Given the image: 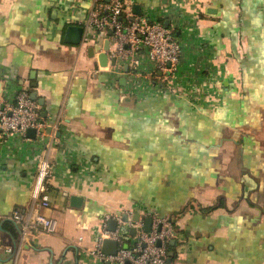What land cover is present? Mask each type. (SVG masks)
Wrapping results in <instances>:
<instances>
[{"label":"crops","instance_id":"obj_1","mask_svg":"<svg viewBox=\"0 0 264 264\" xmlns=\"http://www.w3.org/2000/svg\"><path fill=\"white\" fill-rule=\"evenodd\" d=\"M130 1L134 16L157 18L176 38L177 23L197 30L218 105L125 96L128 66L117 72L112 60L103 71L110 43L65 41L93 0H0V77L27 84L42 117L69 135L64 152L51 150V207L42 210L56 231L29 228L25 240L13 216L26 225L40 210L35 163L0 144V264H109L95 254H108L103 240L130 247L148 217L153 229L157 217L171 220L172 264H264V0ZM173 5L179 11L159 18Z\"/></svg>","mask_w":264,"mask_h":264},{"label":"built area","instance_id":"obj_2","mask_svg":"<svg viewBox=\"0 0 264 264\" xmlns=\"http://www.w3.org/2000/svg\"><path fill=\"white\" fill-rule=\"evenodd\" d=\"M130 6V0H93L88 17L81 22L84 30L80 43L82 48H93L101 41L110 43L108 51L104 50L109 55V65L103 71L111 72L117 63V72L128 66L126 85L120 87L121 92L125 96L145 100L182 96L190 87L206 83L204 76L210 71L208 65L211 61L203 42L198 39L197 30L187 23H177L172 27L178 28L182 37L176 38L174 29L157 18L134 16ZM173 6L161 8L159 18L172 17L179 11V7ZM112 60H115V65ZM0 81L3 84L0 144L11 157H22L27 153L23 156L33 158L35 163L32 197L40 210L34 212L31 222L26 225L23 224L22 213L16 211L13 216L21 224L25 240L29 228H41L47 233L56 231V221L42 210L51 207V181L55 174L51 150L64 152L69 135L61 132V122L50 124L42 117L40 106L31 98L27 84L15 87L16 78L10 73H4ZM29 129L35 130L34 137L27 135ZM156 222L159 227L152 228L150 232L144 230L143 223H137L134 226L137 229L134 243L121 248L115 255L104 254L101 250L95 254L100 261L109 264H167L166 243L173 234V225L168 218L157 217ZM111 237L117 238L118 235Z\"/></svg>","mask_w":264,"mask_h":264},{"label":"water","instance_id":"obj_3","mask_svg":"<svg viewBox=\"0 0 264 264\" xmlns=\"http://www.w3.org/2000/svg\"><path fill=\"white\" fill-rule=\"evenodd\" d=\"M83 27L80 25H71L67 28L66 30V35H65V41L71 44H75L78 45L81 43L82 38H83ZM109 45V41H106V48ZM92 49V48H90ZM102 57H106V55H103ZM115 62V60H113ZM170 65V64H169ZM126 78H122L121 80V84H125ZM2 92V83L0 81V94ZM32 98L36 99L37 96L35 93L32 94ZM130 100H133L131 97L129 98ZM27 135L30 137H34L35 136V130L34 129H29L27 132ZM81 201V198L75 196L73 198V203L75 205H79ZM139 219V214H136L135 220ZM124 220L127 221V217L124 216ZM152 222L153 219L152 217H148L146 219V224H145V230L147 232H150L152 229ZM118 227V222L116 220H110L109 221V228L112 231H115ZM137 232V229L135 227L132 228V234L135 235V233ZM21 236H22V232H21ZM27 238V236L25 237V239ZM121 248H127L126 246H120V243L117 240H112L110 238H105L103 240V245H102V250L105 253L111 254V255H115ZM172 254L169 255L168 259H167V264H172V258H171ZM127 264H130L129 262H127Z\"/></svg>","mask_w":264,"mask_h":264},{"label":"rangeland","instance_id":"obj_4","mask_svg":"<svg viewBox=\"0 0 264 264\" xmlns=\"http://www.w3.org/2000/svg\"><path fill=\"white\" fill-rule=\"evenodd\" d=\"M224 79V78H223ZM206 80V79H205ZM218 81V79H213V80H211V82H209V80H206V83H202L201 84V86H204V87H206V89L204 88L203 89V94L202 93H200V92H197L194 96H192V98H196V99H198V100H200V102H202V103H204L203 101H201V99L199 98V97H206L207 95H209V93H211V95L213 96L212 98L213 99H216V100H212L213 102L212 103H208V105H215V106H217L218 105V102H219V95L218 94H216V91H218V87H216L215 89H214V85H215V82H217ZM223 82V81H222ZM219 83V82H218ZM220 84V83H219ZM218 84V85H219ZM217 85V86H218ZM210 88H213V90H210ZM183 96V95H182ZM208 99V97H206V98H204V100H207Z\"/></svg>","mask_w":264,"mask_h":264},{"label":"trees","instance_id":"obj_5","mask_svg":"<svg viewBox=\"0 0 264 264\" xmlns=\"http://www.w3.org/2000/svg\"><path fill=\"white\" fill-rule=\"evenodd\" d=\"M211 76H213L214 77V79H217V75H214V73H212L211 74ZM219 80V79H218ZM209 82H211V79L209 80ZM219 81H217V82H215V85H214V89L216 88V87H219V86H217L219 83H218ZM206 89V87H204V86H194V87H190L189 89H188V92H186L185 93V95H183V96H188V97H191L192 98V96H194L197 92H198V89H200V93H202L203 94V89ZM210 90H213V88H210ZM197 91V92H196ZM163 97H166V96H163ZM206 97H208V99L207 100H204V98H206ZM206 97H199L200 99H201V101H203L204 103H206V104H208V103H212L213 101L212 100H216V99H213L212 97V95H211V93H209V95H207ZM214 207H212L211 209H213ZM166 247H167V252L169 253V251H170V249H171V247H170V244H169V242H167L166 243Z\"/></svg>","mask_w":264,"mask_h":264}]
</instances>
